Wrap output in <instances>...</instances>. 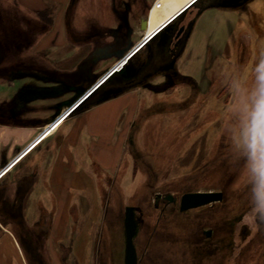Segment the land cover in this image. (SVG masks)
Masks as SVG:
<instances>
[{
    "label": "crops",
    "instance_id": "crops-1",
    "mask_svg": "<svg viewBox=\"0 0 264 264\" xmlns=\"http://www.w3.org/2000/svg\"><path fill=\"white\" fill-rule=\"evenodd\" d=\"M59 1L56 33L40 37L38 44L25 52L39 61L35 63L36 74L0 77V170L66 110L67 101L92 87L149 30L159 28L167 18L163 15L150 23L158 0H136L135 8L130 0H83L69 18L70 32L66 34L59 17L66 0ZM203 1L205 5L186 26L190 29L186 40L175 39L176 31L182 26L175 22L159 32L129 59L124 78L114 76L92 97L94 101L87 108L68 118L0 180V264H27L11 232L22 228L21 225H57L58 232L53 233L52 239L64 242L63 227L70 212H79L83 217L93 212L94 206L89 207L90 188L97 176L107 173L110 155L103 145L105 136L112 135L113 150L121 142L116 137L121 115L126 116L128 129L132 128L135 118L132 105L137 102L141 88L157 94L163 88L166 91L178 86L187 77L196 78V70L200 75L203 58L197 61L192 44L196 26L206 11L224 10L219 5L222 1L200 0L199 3ZM127 7L136 12H127ZM36 8V0H0V20L6 21L12 13L33 15ZM140 18L148 20V31L140 30ZM46 75L54 76L55 80L47 81ZM60 88L69 89L41 95L46 90ZM122 148L121 143L117 152H122ZM116 160L115 156L114 163ZM17 198L21 199L18 203ZM86 237L84 232L75 235L70 251L53 245V264L90 263Z\"/></svg>",
    "mask_w": 264,
    "mask_h": 264
},
{
    "label": "rangeland",
    "instance_id": "rangeland-1",
    "mask_svg": "<svg viewBox=\"0 0 264 264\" xmlns=\"http://www.w3.org/2000/svg\"><path fill=\"white\" fill-rule=\"evenodd\" d=\"M58 1L36 0V6L52 4L57 9ZM202 5L205 1L175 23L188 26ZM205 14L192 41L197 61L203 58L200 75L196 70V78L187 77L178 86L166 91L163 88L157 94L140 89L137 102L132 105L135 110L132 128L128 129L126 116L121 115L116 133L117 142H121L113 150L112 135L105 136L103 145L110 155L107 173L97 176L91 184L89 207L94 206L93 212L83 217L71 211L66 219L68 224L63 229L70 237L60 242L70 251L74 242L71 235L87 233L88 264H97L102 242L107 254L110 245L117 262L120 258L123 262L125 237L123 232L114 236L110 221L119 214L124 217L126 207L140 202L147 193L213 190L225 195L224 202L212 205L224 203L215 212L220 223L214 226L217 237L227 246L230 240L235 244L228 246V258L224 254L221 261L207 264H264V213L257 207L254 171L259 152L254 157L249 147L254 139L258 147L264 141L258 109L264 87V0H244ZM91 99L89 103L94 101ZM121 143L122 152H117ZM115 156L118 160L114 163ZM206 210L211 207L191 214L198 216L203 212L206 220L212 217ZM209 226L205 224L202 229L209 230ZM53 228L55 235L57 225ZM11 232L18 240L16 231ZM160 242L153 249L155 256L163 247ZM169 243L171 264H184L178 240L171 239ZM182 256L187 258L184 252ZM147 262L154 263L149 259ZM45 263L53 264L52 257H46Z\"/></svg>",
    "mask_w": 264,
    "mask_h": 264
},
{
    "label": "flooded vegetation",
    "instance_id": "flooded-vegetation-1",
    "mask_svg": "<svg viewBox=\"0 0 264 264\" xmlns=\"http://www.w3.org/2000/svg\"><path fill=\"white\" fill-rule=\"evenodd\" d=\"M79 1L80 0H66L64 6L60 9L59 17L62 20L66 34L70 32L69 18L76 12V6ZM85 1L89 2L90 0ZM130 2L133 4V8H135L136 0H130ZM128 8L129 7L126 8L127 12H136L133 8L131 10ZM58 12V6L56 9L52 4H45L43 8H36L33 11V15L11 14L7 17L6 21L0 20V77L17 78L36 74L34 69L37 68V64L35 63L39 61L33 56L25 55V52L38 44L40 37L56 33ZM134 14L138 16V13ZM144 19L145 18H140V25ZM182 26L184 27V31L176 38ZM182 26L178 28L174 36L175 39L180 42L186 40L185 38L188 37L190 31L186 26ZM45 79L47 81L55 80L54 76L51 75H46ZM170 81L174 83V79H170ZM65 89L69 88L50 89L42 92L41 95L58 94L65 91ZM154 89L159 90L160 88ZM188 192L192 191H162L158 193L151 191L142 197L140 202L131 205L136 208L135 214L139 223V232L134 241L138 255V264H147L148 259L154 262L152 264H171V256L168 255L170 253L169 251L172 249L169 243L171 239L178 240V249L184 264H207L208 262H217L220 261V257H223L222 255L224 254V258L229 257L230 250L228 246L230 244L233 246L235 243L233 240H230L227 246L221 238L217 237L218 234L214 226L218 227L220 224L218 222L219 218L215 213L218 207H212V205L207 206L211 207V210L206 211L212 213V217H208L206 220L203 219V212H200L198 216H194L191 213L192 211H200L207 207L181 212V197ZM158 195L160 196L158 197ZM224 199L225 195L222 202H224ZM20 200V198H17L16 203ZM217 204L218 203L213 205ZM123 213L125 216V211ZM222 222H224V220ZM110 223V231H112L115 237L117 234L121 235V232L124 234V231H122L124 217H122V215L119 214V216L115 220L110 221ZM64 224L67 225L68 223L65 222ZM205 224L210 225L209 230L202 229ZM21 226L22 228L16 231V235L21 250V258L26 261L27 264H44L46 257L53 256V245L60 246L61 249L64 247L62 244L65 245V243H61L58 239H52L54 231L52 224L47 225L38 223ZM64 234L66 238L68 236L70 237L67 231H65ZM71 237L74 238L73 234ZM159 240L163 247H160L157 253L155 252V256L153 255V249L155 245L159 243ZM144 247L145 249H143L142 252V248ZM105 249L106 244L102 242L98 250V256L96 257L97 264H125L124 260L122 262L121 258L117 262L116 255L112 253L113 247L109 245V254H107ZM208 250L209 252H207ZM183 252L187 260L183 258ZM190 257H192L193 260Z\"/></svg>",
    "mask_w": 264,
    "mask_h": 264
},
{
    "label": "water",
    "instance_id": "water-1",
    "mask_svg": "<svg viewBox=\"0 0 264 264\" xmlns=\"http://www.w3.org/2000/svg\"><path fill=\"white\" fill-rule=\"evenodd\" d=\"M197 0H194L190 2L184 9L179 11L173 18H171L165 25L161 26L152 36H150L147 41L152 39L159 31L162 29H168L166 28L167 25L171 24V22H176L182 15L186 13V11L196 2ZM242 0H225L223 3L219 4L222 7H231L234 5H238ZM244 3V0H243ZM173 24V23H172ZM140 30L143 32L148 31V20L144 19L140 25ZM184 31V27L182 26L177 35L176 38L179 37L182 32ZM146 42V41H145ZM145 42L140 43L128 56H125L122 58V63H126L128 59L132 56V54L137 51ZM118 68L112 70L107 74L105 78L100 80L99 82H96L92 87H90L87 91L83 92L81 95L76 96L72 100H69L66 102L68 107L73 110L78 105L84 104L89 99H91L95 94L98 93L99 90L105 86V80H110L114 76H121L125 77L126 70L125 67L121 68L119 71ZM66 116V115H65ZM65 116H61L57 119V121L60 119L62 120ZM160 195H158L159 197ZM224 195L222 191H197V192H188L182 195L180 200V211L181 212H187L193 209H198L202 207L211 206L216 203H220L223 201ZM136 208L133 206H128L125 209V216H124V236H125V257L124 262L125 264H138V255L137 250L135 247V239L139 232V223L136 219Z\"/></svg>",
    "mask_w": 264,
    "mask_h": 264
},
{
    "label": "bare ground",
    "instance_id": "bare-ground-1",
    "mask_svg": "<svg viewBox=\"0 0 264 264\" xmlns=\"http://www.w3.org/2000/svg\"><path fill=\"white\" fill-rule=\"evenodd\" d=\"M194 0H158L152 10L151 13V20L150 23H155L161 16L166 15L167 18L165 19V21L162 23V25L159 26V28L163 25H165L171 18H173L179 11H181L182 9H184L190 2H192ZM200 2V0L196 1L187 11H189L191 8H193L194 6H196L198 3ZM186 11V12H187ZM172 24V23H171ZM171 24L167 25L166 28H168ZM159 28L156 29H151L149 30L146 34L149 36H152ZM165 30V29H164ZM109 81V80H108ZM79 108V107H78ZM73 109V110H69L68 111H64L61 112L60 114H63V116H65V113L67 112H71L70 115H68L52 132H50L48 134V132L51 130V126L47 127L46 132L48 135H46L45 137L42 138V140L35 146L37 147L43 140H45L47 137H49L53 132H55L57 129L60 128V126L73 114L76 112V110L78 109ZM56 119V118H55ZM53 119V121L55 120ZM45 134V133H44ZM34 147V148H35ZM33 148V149H34ZM32 149V150H33ZM4 177V176H3ZM2 177V178H3ZM0 178V180L2 179Z\"/></svg>",
    "mask_w": 264,
    "mask_h": 264
},
{
    "label": "clouds",
    "instance_id": "clouds-1",
    "mask_svg": "<svg viewBox=\"0 0 264 264\" xmlns=\"http://www.w3.org/2000/svg\"><path fill=\"white\" fill-rule=\"evenodd\" d=\"M259 115L261 116V133L264 134V87L261 90V98L258 102ZM249 147L252 149V154L257 157V152L259 155L257 157V163L255 165L254 171L257 178L256 184V197H257V207L260 213H264V141L257 145V141L254 139Z\"/></svg>",
    "mask_w": 264,
    "mask_h": 264
},
{
    "label": "built area",
    "instance_id": "built-area-1",
    "mask_svg": "<svg viewBox=\"0 0 264 264\" xmlns=\"http://www.w3.org/2000/svg\"><path fill=\"white\" fill-rule=\"evenodd\" d=\"M70 113V112H69ZM69 113H67V114H69ZM61 123V120H59V121H57V120H55L54 122H52L50 125H48L47 127H52L51 128V130L48 132V134L50 133V132H52L59 124ZM47 127L42 131V133L40 134L41 135V137H40V139H38L32 146H34L35 144H37L38 142H40L41 140H42V138L43 137H45L46 135H48L47 134V132H46V129H47ZM45 133V134H44ZM39 135V136H40ZM38 136V137H39ZM31 146V147H32ZM8 169L9 168H6V169H3V170H1V172H0V178L8 171Z\"/></svg>",
    "mask_w": 264,
    "mask_h": 264
},
{
    "label": "trees",
    "instance_id": "trees-1",
    "mask_svg": "<svg viewBox=\"0 0 264 264\" xmlns=\"http://www.w3.org/2000/svg\"><path fill=\"white\" fill-rule=\"evenodd\" d=\"M219 1H221V0H219ZM171 88H172V87H171ZM89 101H90V100H89ZM89 101H88L87 103H89ZM87 103H86V104H87ZM86 104H85V105H86ZM85 105H84V106H85ZM84 106H83V107H84ZM226 200H227V197H226ZM223 205H224V203H223V204H221V205H218V206H216V207H218V208H222V207H223ZM223 220H225V219H223ZM220 261H221V260H220Z\"/></svg>",
    "mask_w": 264,
    "mask_h": 264
}]
</instances>
